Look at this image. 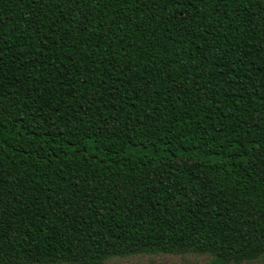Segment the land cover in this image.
Returning a JSON list of instances; mask_svg holds the SVG:
<instances>
[{"label": "trees", "instance_id": "trees-1", "mask_svg": "<svg viewBox=\"0 0 264 264\" xmlns=\"http://www.w3.org/2000/svg\"><path fill=\"white\" fill-rule=\"evenodd\" d=\"M0 203V264L264 249V0H0Z\"/></svg>", "mask_w": 264, "mask_h": 264}, {"label": "snow or ice", "instance_id": "snow-or-ice-1", "mask_svg": "<svg viewBox=\"0 0 264 264\" xmlns=\"http://www.w3.org/2000/svg\"><path fill=\"white\" fill-rule=\"evenodd\" d=\"M165 3V0H159ZM3 206L0 203V215H3ZM98 257H102L107 264H211L216 258L212 250L205 252L200 247L171 246L167 244L149 245L145 242L139 248L101 249ZM35 264H40L39 259ZM233 264H264V249L256 248L241 253L233 258Z\"/></svg>", "mask_w": 264, "mask_h": 264}, {"label": "rangeland", "instance_id": "rangeland-1", "mask_svg": "<svg viewBox=\"0 0 264 264\" xmlns=\"http://www.w3.org/2000/svg\"><path fill=\"white\" fill-rule=\"evenodd\" d=\"M62 264H70V263H62ZM106 264H107V262H106Z\"/></svg>", "mask_w": 264, "mask_h": 264}]
</instances>
